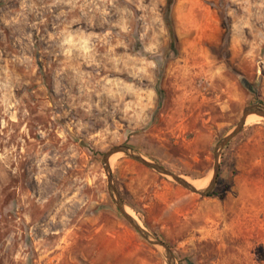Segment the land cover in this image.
<instances>
[{"label": "rangeland", "instance_id": "obj_1", "mask_svg": "<svg viewBox=\"0 0 264 264\" xmlns=\"http://www.w3.org/2000/svg\"><path fill=\"white\" fill-rule=\"evenodd\" d=\"M167 8L0 0V264H167L114 204L102 156L126 144L204 188L218 141L264 106V0ZM260 117L222 149L205 195L124 153L110 163L176 264H264Z\"/></svg>", "mask_w": 264, "mask_h": 264}, {"label": "water", "instance_id": "obj_2", "mask_svg": "<svg viewBox=\"0 0 264 264\" xmlns=\"http://www.w3.org/2000/svg\"><path fill=\"white\" fill-rule=\"evenodd\" d=\"M250 114H257L259 116L264 117V106L257 105V104H252V105H247L244 107L242 111V115L236 124V126L233 128V130L222 137L218 143L215 146L214 150V164H213V173L212 177L209 181V183L204 187V188H198L194 186L192 183H190L188 180L185 178L181 177L180 175L175 174L171 170L167 169L163 165H161L158 162H155L153 160H150L143 156L138 150L126 145V144H119L111 147L108 151H106L103 156H102V165L103 169L107 178V188L109 191V194L120 211V213L123 215V217L133 226V228L144 238L146 239L149 243L152 245L160 248L163 252V255L167 261V264H176V258L175 255L173 254L172 250L170 247L163 241L161 240L158 236H156L153 232H151L149 229H147L145 226H143L140 221L135 217L132 216L128 211L126 210L127 206L122 200L116 185L113 180L112 172L110 169V164H109V159L110 157L115 154V153H124L127 156L139 161L141 164L145 165L149 169L160 173L162 175H165L171 179H173L176 183L180 184L181 186L185 187L186 189L199 193L201 195H205L209 193L217 180L219 170H220V154L222 149L227 145V143L233 139L242 129L244 124L246 123V119L248 115Z\"/></svg>", "mask_w": 264, "mask_h": 264}, {"label": "bare ground", "instance_id": "obj_3", "mask_svg": "<svg viewBox=\"0 0 264 264\" xmlns=\"http://www.w3.org/2000/svg\"><path fill=\"white\" fill-rule=\"evenodd\" d=\"M259 118H261L259 115H257V114H250V115H248V117H247V119H246V123H253V122H255L257 119H259ZM116 155H117V153H115V154H113L111 157H110V159H109V164L110 163H112L114 160H116L117 159V157H116ZM190 183H192L194 186H198V187H201V186H203V183L201 182V181H199V182H201L200 184H198L197 182H196V180L194 181V180H192V179H189V178H186ZM126 210L128 211V213H130L132 216H134V214L128 209V208H126Z\"/></svg>", "mask_w": 264, "mask_h": 264}, {"label": "trees", "instance_id": "obj_4", "mask_svg": "<svg viewBox=\"0 0 264 264\" xmlns=\"http://www.w3.org/2000/svg\"><path fill=\"white\" fill-rule=\"evenodd\" d=\"M170 3H171V0H167V4H168V8H167V9H169V5H170ZM169 26H170V24H169ZM171 32H173L172 29H171ZM244 85H246V83H244ZM189 264H192V263H189Z\"/></svg>", "mask_w": 264, "mask_h": 264}]
</instances>
